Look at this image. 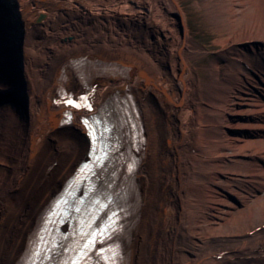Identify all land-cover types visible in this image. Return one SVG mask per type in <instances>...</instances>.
I'll use <instances>...</instances> for the list:
<instances>
[{
    "label": "bare ground",
    "instance_id": "bare-ground-1",
    "mask_svg": "<svg viewBox=\"0 0 264 264\" xmlns=\"http://www.w3.org/2000/svg\"><path fill=\"white\" fill-rule=\"evenodd\" d=\"M202 4L226 32L206 82L179 0H0V264L25 263L86 158L58 91L81 85L97 106L118 94L109 108L137 107L145 139L132 172L114 165L129 202L119 264L264 262V0Z\"/></svg>",
    "mask_w": 264,
    "mask_h": 264
},
{
    "label": "rangeland",
    "instance_id": "rangeland-1",
    "mask_svg": "<svg viewBox=\"0 0 264 264\" xmlns=\"http://www.w3.org/2000/svg\"><path fill=\"white\" fill-rule=\"evenodd\" d=\"M181 7L187 14L191 41L189 44H200L206 53L202 56L191 58L199 72L202 82L211 79L209 65L223 54L222 45L216 41L226 33L223 28L212 20V16L203 0H179ZM245 44V43H244ZM247 50V51H246ZM245 54L252 57L248 49L244 48ZM224 72V70L221 69ZM206 90V89H204Z\"/></svg>",
    "mask_w": 264,
    "mask_h": 264
}]
</instances>
